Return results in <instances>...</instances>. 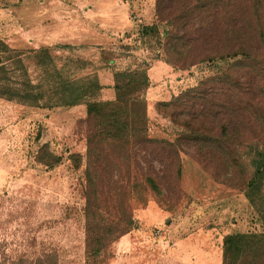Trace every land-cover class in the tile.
I'll list each match as a JSON object with an SVG mask.
<instances>
[{
	"label": "trees",
	"instance_id": "16d2710c",
	"mask_svg": "<svg viewBox=\"0 0 264 264\" xmlns=\"http://www.w3.org/2000/svg\"><path fill=\"white\" fill-rule=\"evenodd\" d=\"M163 22L164 60L174 67L213 59L231 61L154 109L180 127L173 139L147 133L146 64L113 70L112 99H99L95 74L77 75L58 64L50 46L24 52L0 37V97L33 107L83 103L77 124L85 140L82 196L84 264H100L110 244L134 225L132 202L145 192L168 207L181 198V154L212 180L244 191L264 169V0H154ZM139 33L158 32L155 23ZM69 47V45H60ZM75 167L82 156L71 153ZM61 157L42 144L36 160L51 167ZM221 264H264V231L234 232L222 240ZM5 264V263H2ZM8 264H58L54 250Z\"/></svg>",
	"mask_w": 264,
	"mask_h": 264
},
{
	"label": "rangeland",
	"instance_id": "374dc122",
	"mask_svg": "<svg viewBox=\"0 0 264 264\" xmlns=\"http://www.w3.org/2000/svg\"><path fill=\"white\" fill-rule=\"evenodd\" d=\"M38 1L42 0H0V37L10 48L24 52L32 78L35 69L28 49L40 46H50L58 64L65 63L73 74H95L104 82L112 76L109 65L116 70L145 63L148 68L156 58H164L165 24L155 15L148 24L155 23L158 32L141 34L138 30L151 11L139 14L131 8L130 17L141 21L134 19L137 26L126 36L63 48L62 43L42 38L41 21L36 18L41 11ZM126 1L130 7L135 2L141 10L154 4V0ZM230 61L213 59L184 69L175 67L179 75L161 79L167 98L158 100L174 96L172 89L177 95L195 86ZM145 102L147 108L146 98ZM156 113L171 123H156L147 117V133L173 139L180 127ZM84 115L83 103L33 107L0 97V264L32 258L43 250H54L58 264H84L85 140L77 124ZM42 144L61 157L57 164L48 167L36 160ZM71 153L82 156L80 166H74ZM180 158L182 194L178 203L168 207L150 192H145L144 201L132 202L133 227L110 244L109 254L100 264H221L225 235L264 231V169L251 187L240 191L214 182L189 156L181 154Z\"/></svg>",
	"mask_w": 264,
	"mask_h": 264
},
{
	"label": "crops",
	"instance_id": "0c3cea01",
	"mask_svg": "<svg viewBox=\"0 0 264 264\" xmlns=\"http://www.w3.org/2000/svg\"><path fill=\"white\" fill-rule=\"evenodd\" d=\"M128 2L126 0H42L36 3V6L41 10L36 13V18L41 21L42 38L47 36L50 41L62 43L61 45L90 46L106 43L113 39V36L121 38L134 30L137 23L130 17L131 8H135L134 11L139 14L144 10L148 13L151 11L146 22L140 20L143 24H148L155 18L153 6L141 10L135 2H133V7H130ZM108 6H111V9L115 11L109 9ZM107 68L112 75L115 66L109 65ZM177 70L161 56L149 64L146 69L149 83L144 94L148 102L146 108L148 118L151 116V119H154L157 115L153 109L154 102L158 99L167 98L165 96L167 92L165 93L164 87L162 88L165 82L161 79L164 76L173 78L174 75H179ZM97 79L101 85L98 98L102 100L112 99L114 96L112 76L105 82L98 76ZM105 85L108 87H105L106 92H103ZM158 119L162 121V119L155 117L156 121Z\"/></svg>",
	"mask_w": 264,
	"mask_h": 264
},
{
	"label": "built area",
	"instance_id": "2783aa9c",
	"mask_svg": "<svg viewBox=\"0 0 264 264\" xmlns=\"http://www.w3.org/2000/svg\"><path fill=\"white\" fill-rule=\"evenodd\" d=\"M133 19H136V17L133 16ZM136 20H137L138 22L140 21L139 18L136 19ZM171 93H172L173 95H175V92H174L173 89L171 90ZM155 117H156V118H160L159 115H156ZM155 117H154V121H155L156 123H158V122H162V121H165L167 124L171 123L169 120H166L165 118H160V119H162V121H160L159 119L156 121V120H155ZM147 129H148V128H147Z\"/></svg>",
	"mask_w": 264,
	"mask_h": 264
}]
</instances>
